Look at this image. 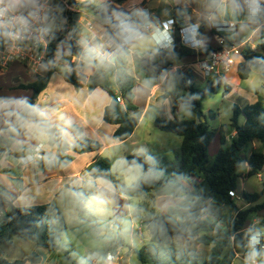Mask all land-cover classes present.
Here are the masks:
<instances>
[{"label":"trees","instance_id":"obj_1","mask_svg":"<svg viewBox=\"0 0 264 264\" xmlns=\"http://www.w3.org/2000/svg\"><path fill=\"white\" fill-rule=\"evenodd\" d=\"M116 4H123L128 0H111ZM210 5V0H207ZM69 8L87 11L92 15L104 20L107 17L106 9L101 4H96L92 0L78 1L67 0ZM177 13L188 12V9L175 7ZM73 12H67L68 19ZM58 19V16H57ZM59 22V21H58ZM60 23V22H59ZM66 30L58 28L53 33L43 34L46 39L45 59L47 72L38 73L35 82L21 85V89L33 91L34 101L40 93L46 88L51 75L56 67L49 64V61H55L58 46L65 42ZM176 40L175 54L169 58L166 55L158 56L162 60L157 64L159 71L170 70L172 67L171 59L174 57L195 56L197 53L203 55L210 54L213 49L207 47L206 51H195L185 46L179 45ZM10 40L0 39V51L4 50ZM66 47L71 45L72 56L78 51L77 43L71 37L65 42ZM242 60L238 64V75L242 80H247L253 68H264V41H261L255 49L246 44L241 50ZM179 79L178 91L166 92L161 99L174 97L175 105L172 109L173 118L164 116L158 117L154 125L161 131L174 133L183 138V144L177 161H166V167H163L166 176L152 177L141 181L136 189L126 190L125 196L129 198L142 197L153 191L168 188L171 190L176 203L169 206L163 215L155 216L148 224L150 232V242L140 249L134 250L138 261L142 264H234L237 253L243 255L246 249L242 247L246 243L243 231L246 228L251 214L261 215L260 224L264 228V201L259 203L262 193H250L245 190L240 192V198L251 205L248 209H240L231 192L236 193L239 188V181L242 177L239 169L244 163L242 152L249 143L259 141L262 143V150L253 149L247 159L249 171L243 178L256 176L264 171V105L261 102L248 104L243 108L234 107V115L231 119V127L236 135L228 143V136L224 126L218 129H212L208 118L202 110V101L217 94L221 88L224 89V95L231 93V85L224 79L218 77L209 80L203 88H198L194 82V76L191 71L183 74L178 71ZM64 79L79 88L87 83L90 92L97 88L105 90L110 98V104L105 108L104 120L106 123L117 126L113 134L116 141H126L133 135L140 123L141 111L134 105V85L135 79L130 75L126 68L117 75H106L91 77L88 82L85 76H77L75 73H65ZM195 95L198 98L191 100V111L197 115L198 119L180 120L176 114V108L189 96ZM121 98L123 102H119ZM243 115L245 122L239 123V117ZM211 119L216 118L214 112H209ZM205 117L202 121L200 118ZM4 133L8 137L0 136V148L8 149L14 145L15 137L4 128ZM73 134L78 138L77 142L70 148L60 147V157L57 163L49 166L40 162L43 168L55 169L59 166H66L72 161V156L66 155L67 151H73L78 154L97 152L102 149L103 144L95 139L82 137L81 129L77 126L73 128ZM219 136L221 147L218 153L210 162L209 147L216 136ZM145 156H152L156 161V156L149 154H131L127 159H137L144 164L145 169L149 165L145 162ZM158 170V166L156 164ZM90 176L105 175L114 181L118 178L112 171V162L107 157L98 158L89 169ZM188 186H187V185ZM74 200L78 204V210L81 214H88L83 204L74 193L87 195L88 190L85 187V181L80 186L70 188ZM0 264H40L41 256L32 252L24 259L10 261L3 257L1 247L12 246L16 236H22L26 240L33 242L37 248H44L49 251L60 249L64 233L68 229V223L60 208L54 203L42 205L15 207L9 204V209L4 214L1 213L4 206L7 205V197L0 191ZM209 204L219 208H230L234 214L226 224L217 216L214 217L218 222L224 223L225 232H222L221 224L204 219V206ZM91 215V214H90ZM94 217V216H93ZM151 218V216H149ZM213 232H221V238L211 235ZM234 237V239H233ZM177 238H187L197 244L211 246V254L204 261H200L198 254L194 251L182 249L175 242ZM121 241H113L110 248L121 245ZM65 256L73 263L79 264V261L73 259L70 252L61 248Z\"/></svg>","mask_w":264,"mask_h":264},{"label":"crops","instance_id":"obj_2","mask_svg":"<svg viewBox=\"0 0 264 264\" xmlns=\"http://www.w3.org/2000/svg\"><path fill=\"white\" fill-rule=\"evenodd\" d=\"M193 1V3H190L189 0H128L123 4H116L111 1V7L113 9L119 8L125 11L134 7H143L159 19H165L169 16L175 18V40L179 41L178 44L182 46L184 45L181 42L179 29L188 22H200V33L203 36L207 37V47H210L212 49H214L218 44V40L216 37L217 34L226 37L231 42H235L236 44H238V46H240L241 50L246 44H249L256 49L260 42L264 41V27L244 28L237 26V28L235 29L218 31L215 27L207 25L201 19L210 11V7L207 0ZM163 4L168 5L169 11L165 14H156V11L159 10L160 5L162 6ZM104 7L106 9L107 6ZM175 7L188 9V12L177 13L175 11ZM171 11H174L175 13L172 14ZM108 15L109 14L107 13V16ZM83 18L84 17H81L80 20H73V22L70 23V37L75 43H77L78 40L86 41L89 37L95 36L100 28L101 23L103 22L101 18L96 16H94V20H83ZM59 22L60 23L58 24H61L60 26H62V20ZM83 27L87 28L88 34L84 35ZM58 47H60V45ZM32 50V47H26L25 45H23V47L13 53L10 58H8L9 56L4 55L2 51H0V96H25L28 97L29 101L31 102L33 98V91L28 89H21L20 86L35 82L38 78L40 67L44 68L46 72L48 70V68L45 66V59L43 58L44 53L42 52V55L39 56L34 54ZM202 55L203 54L201 53H197L195 56H186L180 58L174 57L170 60L172 63L171 69L176 67L177 70L181 71L183 74H186L188 71H191L194 76L193 82L200 89L201 87L197 83L198 79H200L205 86L207 82L211 80L210 78L213 77H205V74L201 70L198 64V60ZM39 57H41V59H39ZM74 57L75 56L72 55L62 56L61 59L56 60L55 56V72L51 75L44 91H42L38 98L32 101L31 103L38 104L42 107L54 109L55 117H58L60 115H66L70 117L74 122V126H77L81 129V136L100 141L103 144L102 149L97 152L83 154H78L73 151H67L66 155L72 156V161L64 167L59 166L55 169L43 168L40 166V162L28 164L21 163L20 158L23 156V153L19 151L15 144L6 150L1 148L3 150V153L0 155V191L3 192V194L7 197V205L3 207L1 213L4 214L6 211H8L9 204H12L15 207H24L42 205L46 203H54L60 208V210L64 214V217L68 223L67 231H69L71 227L70 223L67 220L65 208L68 212H72V208L76 207L75 211L77 210L79 220L81 219V213L78 210V204L74 200L70 188L80 186L86 178L91 177L89 169L94 164V162L100 157L110 156L106 153V149H109L111 147H119V145H125V142L131 141V139H133L132 137H134L137 133L145 117L150 116V121L152 123H154L155 120L160 116H164L166 118H173L174 116L172 114V109L175 105L174 97L170 96L165 99H161L160 97L163 96L166 92L176 91L177 89V82L173 86L169 79L162 78V72L159 71V67L157 65L162 60L161 58L156 56L154 59H152L149 57V55L146 54V51L138 52L135 57H133L129 62H127L125 68L127 72L132 75L135 79V85L133 89V103L139 108L142 115L140 123L131 138L126 141H116L113 139V134L117 129V126L108 124L104 120L105 108L110 104L111 101L109 94L101 88H97L93 92H90L87 83L77 88L64 79V75L66 73L65 70H63L62 72H58L57 65L59 63H62L64 66L65 60H73ZM236 59V65L223 71L220 76L214 75L216 78L222 77V75L223 77L225 76L226 81L228 83H232L231 80H234L233 84L235 86L233 84H230L232 87V91L229 96L232 95L234 92L239 93L245 91L244 89H241V86L243 85L242 79L238 75V64L242 60L241 53L236 57ZM23 60H27L28 63H24L25 61ZM75 74L77 76H80V74ZM83 75L85 76V81L88 82L91 78L90 74ZM229 75L231 76V80L229 79ZM146 80H149L151 82L145 85L144 82ZM179 93L182 94L184 93V91ZM252 95L254 94H251L252 100L249 104L260 102L258 97ZM261 103L264 104L263 102ZM179 106L176 108L177 116L180 112ZM4 128L5 127L0 124V136L8 137V135L4 133ZM232 131L235 134H233L231 138L236 135V132L233 130V128ZM148 134L150 135V133ZM73 136L74 144L77 142L78 138L74 134ZM146 138H148V136ZM143 140L145 142V139ZM230 142L231 140H228V143ZM247 147H249V154L246 157L244 156L246 173L249 171L247 159L251 151L253 149L262 150V143L259 141H255L249 143L246 148ZM219 149L220 146L216 145L215 150L219 151ZM55 151H57L59 158L61 155L59 148L55 149ZM218 151L216 152V154L218 153ZM130 153L129 151L124 150L125 156H128ZM257 176L258 178L262 177V174H258ZM242 178L243 177H241L240 180ZM160 190H167L166 193L169 195L166 199H168L169 201V198L172 195L171 190L168 188ZM160 190H157L156 192L158 193V191ZM238 190L243 191L240 187L238 188ZM156 192L153 191L144 196L147 197L151 195V197H153ZM156 196L158 197L157 201L163 198L159 195ZM133 202V199L125 195L124 198H120V196H117L115 204L110 207V216H112L113 218H120L126 215L128 216L127 218L129 220V223L132 225L129 233H124L122 228L114 223H112L111 225L113 231H116V233L121 236L120 240H117L122 242V247L116 246L115 250L109 249L108 252L105 251L104 254L99 252L93 253H96L98 255L102 254L103 257H106L108 254H112L118 258L117 264H130L132 260V255L136 257V254L134 252L136 248L133 246L134 230L137 229L138 235L142 237L143 240L145 239L144 234L149 233L147 242L150 241V232L148 230V225H146V230H143L142 225L138 228H136V226H133L132 219H134V217H138L140 219V217H142L144 214L143 211L139 213V211L137 210L139 207H142L141 204H139L137 208L135 207L132 211V208L134 207V205H132ZM89 214L92 215V213ZM94 218L96 217L94 216ZM96 220L98 219L96 218ZM210 221L215 222L216 219L214 218ZM260 221L261 215H256L255 224H259L261 226ZM96 231L101 235L102 233L107 234V231L100 230L98 225H96ZM212 234L213 233H211V235ZM127 235L128 239H125ZM127 241H129L130 244H127ZM209 247L212 249L211 246ZM125 248L129 250L131 249V253L122 252V250ZM38 254L41 256L42 259L40 264H46L45 260L42 257V254ZM243 259V255L237 253L236 258L234 260V264H237L238 260L243 262ZM89 264H98V260L94 262L89 261Z\"/></svg>","mask_w":264,"mask_h":264},{"label":"clouds","instance_id":"obj_3","mask_svg":"<svg viewBox=\"0 0 264 264\" xmlns=\"http://www.w3.org/2000/svg\"><path fill=\"white\" fill-rule=\"evenodd\" d=\"M210 11L201 19L209 26L235 29L264 27V0H210ZM57 6L51 0H0V39L19 40L34 33L50 34L60 26L57 24ZM176 19H159L143 7L127 11L116 8L103 20L95 36L86 41H77L78 51L73 60H65L64 70L68 74H90L91 77L117 75L125 70L127 62L140 51H146L150 58L175 54ZM200 22H188L180 29V37L185 46L206 51L207 37L200 33ZM71 45L58 47L56 60L71 56ZM142 58V57H141ZM56 66V61H49ZM162 78L169 79L173 86L179 79L178 70L164 69ZM151 81L146 80L145 85ZM184 99L180 111L191 116V100ZM54 109L31 103L25 96H0V124L15 139L14 144L23 153L21 163L44 162L49 166L57 163L55 149L72 147L74 136L73 120L66 116H54ZM141 148L139 154L143 155ZM149 165L137 159L121 158L116 162L118 180L105 175L85 179L87 195L74 193L89 213L104 215L116 202V197L124 198L126 190L136 189L140 182L162 173L156 168L152 156H145ZM123 232L132 225L120 220ZM234 239V237H233ZM246 249L243 264H264V230L249 227L245 232ZM98 264H112L113 257H101L96 253L81 258L79 264H89L92 259Z\"/></svg>","mask_w":264,"mask_h":264},{"label":"rangeland","instance_id":"obj_4","mask_svg":"<svg viewBox=\"0 0 264 264\" xmlns=\"http://www.w3.org/2000/svg\"><path fill=\"white\" fill-rule=\"evenodd\" d=\"M80 2L86 1V0H78ZM96 4H101L106 7V11L108 14L111 13L113 8L111 7V1L110 0H92ZM190 3H193V0H189ZM52 4L57 6L58 11L56 12V16H58L57 19V24L59 23L58 21L62 20V26L59 24V28H63L66 30L65 34V40L67 41L68 37L71 36L70 30H71V25L70 23L73 22V20H80L81 17H84L83 20H94V15L91 16V13L87 11H82L80 9H73L69 8L67 5V0H51ZM73 12L72 16L70 19H68L67 12L68 11ZM155 11V10H154ZM169 11V7L167 4H163L162 6L160 5L159 10H157L155 13L160 15V14H165ZM172 14H174V11H171ZM83 33L84 35L88 34L87 28L83 27ZM65 41V42H66ZM65 42L60 44L61 48H66ZM46 44V39L43 37L42 40V45L45 46ZM228 45V44H227ZM26 47H32L33 52L36 55L41 56L42 55V50L40 51L37 47H35L34 44L32 45H25ZM35 47V48H34ZM44 53V52H43ZM45 54V53H44ZM46 57V56H45ZM25 61V60H23ZM24 63H28L26 60ZM45 66L47 67L46 64V59H45ZM57 70L58 72H62L64 70V66L62 63H59L57 65ZM40 72L45 73V69L40 67ZM223 77V75H222ZM211 80L216 79L215 76L210 78ZM224 79L226 80V77L224 76ZM229 79L231 80V76L229 75ZM228 80V79H227ZM232 83L229 82V84H233L234 80ZM198 85H200L201 88L204 87V83L201 82L200 79L197 80ZM242 86L241 89H244V92H234L232 95H224V89L221 88L217 94H213L207 98H205L202 101V110L204 114L208 118L209 125L211 126L212 129H218L221 126L225 127L228 140H231V137L233 136V131L231 127V119L234 115V107L238 106L240 108L245 107L247 104L250 103L252 100L251 94H254L252 96H256L259 98L260 102L264 103V68L259 67V68H253L252 73L247 80H242ZM177 85V84H176ZM234 85V84H233ZM235 86V85H234ZM105 91V90H104ZM178 92H183L180 91L178 88L176 89ZM264 105V104H263ZM192 112V111H191ZM209 112H214L216 114L215 119H211L209 116ZM178 119L180 120H194L198 119L197 115L192 112V115L185 116L181 111L178 113ZM202 120V118H200ZM203 121V120H202ZM245 122V118L243 115L239 117V123L243 125ZM150 133V135L148 134ZM148 136V138H146ZM131 141L125 142V145H119V147H111L109 149H106V153L110 155L109 158L112 162V168H113V173L114 175L118 178L117 172L118 169L116 167V162L121 159V158H127V156L124 155V150L132 152L131 154H139V150L141 148L145 149L144 154H149L152 153L156 156V164L158 166V170L162 173L161 176H166V173L163 170V167H166L165 162H175L177 161V157L180 154L181 147L183 144V138L179 135H176L174 133H167L159 130L154 123L150 121V116H147L143 119V122L141 126L139 127L137 133L135 134L134 137H132ZM145 139V142L144 140ZM218 145L221 147L220 141H219V136L212 141L210 149H209V156H210V162L213 161L214 156L216 155L215 146ZM254 148V147H252ZM1 148H0V153H1ZM249 154V147L246 148L242 152L243 157L247 156ZM240 174L242 177L245 176L246 174V167L245 163L242 164L240 167ZM262 177L252 176L250 178H242L239 181V187L242 190H245L250 193H262L263 196L260 199L259 203H262L264 201V171L261 172ZM187 185V184H186ZM188 186V185H187ZM156 192V191H155ZM167 190H160L158 193L156 192L153 197L151 195L145 197H133L131 199L134 200L133 204L134 207L132 208V211L134 208L139 206V204L142 205V207H139L137 210L140 212H144L143 216L140 217H134L132 219L133 226H136V228L140 227L141 225L143 226V230H146V225L144 220L147 219L148 222L152 220L155 216H160L164 214L167 210V207L170 206L171 204L176 203V199L171 195V197L168 199V195L166 193ZM240 192L241 190H238L236 192V196L234 197L237 205L240 209H248L250 208L251 205L247 204L243 199L240 198ZM156 195L162 196L161 200L157 201L158 197ZM72 212H68L67 209L65 208L66 215H67V220L70 223V230L64 233V237L62 242L60 243V249H55L54 251H47L45 249H38L35 244L29 240H26L22 236H16L14 238V242L12 246H2L1 251L2 255L4 258L14 261L18 259H24L28 257L32 252H37L41 253L43 259L45 260L46 264H73L63 253L61 248L67 249L73 259L80 261L81 258H87L89 254H92L93 252H99L104 254L105 251L108 252L109 250V243L113 241H117V239L120 240L121 236L116 233V231H113V228H111L112 223L116 224L119 226V221L120 220H125L129 222L128 216H123L120 218H113L110 216V208L108 212L104 215H97L95 213H92V215L88 214H81L80 217L81 219L79 220L78 217V212L77 210L75 211V208H72ZM136 210V211H137ZM204 212V219L213 220L214 217L208 215V214H213L217 216L221 221L226 222L234 217L233 212L231 211L230 208H219L216 206H211L209 204H206L203 209ZM95 216L96 218H94ZM151 216V218H149ZM255 214H251L248 223L246 225V228L243 231V235L245 236L246 230L251 226L255 229L263 230V228L259 224H255ZM217 221V220H216ZM215 221V222H216ZM218 222V221H217ZM222 232H225V225L224 223H220ZM96 225H98L99 229L102 231H107L106 233L99 234L96 231ZM130 229L128 232L124 233H129ZM136 232V233H135ZM221 232H213V236H216L218 238H221ZM145 239L143 240L142 237L138 235L137 229L134 230V241H133V246L136 249H140L144 244L149 243L150 241L147 242V238L149 236V233L144 234ZM125 239H128V235L126 236ZM176 242L178 245L183 248V249H188L191 251H195L198 254L199 260L204 261L208 255L210 254L211 248L209 246H204L197 244L193 240H188L187 238H177ZM127 244H130L129 241H127ZM122 243L121 246L122 247ZM128 248V247H126ZM123 249L122 252L124 253H131V249ZM135 249V250H136ZM101 254V255H102ZM123 254V253H122ZM49 256V257H48ZM48 257V258H47ZM103 257V255L101 256ZM118 261V260H117ZM117 261H113V264H117ZM130 264H142L138 261V259L132 255V260ZM237 264H243L240 260H238Z\"/></svg>","mask_w":264,"mask_h":264},{"label":"built area","instance_id":"obj_5","mask_svg":"<svg viewBox=\"0 0 264 264\" xmlns=\"http://www.w3.org/2000/svg\"><path fill=\"white\" fill-rule=\"evenodd\" d=\"M180 29H179V35H180ZM216 29L218 31L231 30L223 26L220 28H216ZM43 37H44L43 33H34V34H31L19 40H10V43L4 50H2V53L6 56H9L8 58H10L13 55V53L20 50L23 47V45H32V44H34L35 47H37L40 50L39 45H42ZM216 37L218 40L217 46L213 49V51L210 54L202 55L200 59L198 60V64L201 70L203 71V73L205 74V77L207 78L214 76V75L220 76L223 71L236 65L237 64L236 57L240 55L241 53L240 46H238V44H236L235 42H231L226 37L219 35V34H217ZM181 42L185 46L182 40ZM187 48L192 49L191 47H187ZM43 58L45 59V54ZM39 59H41V57H39ZM118 101L121 103L123 102L121 98H118ZM230 194L233 197L236 196V193L231 192ZM0 200H1V195H0ZM108 255H111L113 257V261L116 262L118 260V258L115 257L114 255L112 254H108ZM96 260L97 259L94 258L90 260V262H94Z\"/></svg>","mask_w":264,"mask_h":264},{"label":"water","instance_id":"obj_6","mask_svg":"<svg viewBox=\"0 0 264 264\" xmlns=\"http://www.w3.org/2000/svg\"><path fill=\"white\" fill-rule=\"evenodd\" d=\"M39 48H40L43 52L45 51V46H43V45H39ZM202 120L205 121L206 118H205V117H202ZM2 153H3V150H1L0 155H1Z\"/></svg>","mask_w":264,"mask_h":264}]
</instances>
